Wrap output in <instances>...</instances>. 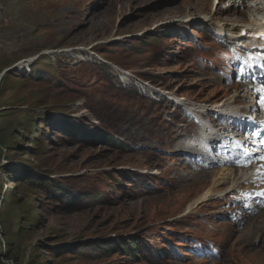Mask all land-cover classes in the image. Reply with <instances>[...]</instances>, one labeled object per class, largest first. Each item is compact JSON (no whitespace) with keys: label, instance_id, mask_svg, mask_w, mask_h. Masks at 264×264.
<instances>
[{"label":"rangeland","instance_id":"1","mask_svg":"<svg viewBox=\"0 0 264 264\" xmlns=\"http://www.w3.org/2000/svg\"><path fill=\"white\" fill-rule=\"evenodd\" d=\"M254 4L251 0H0V76L6 72L0 83V241L17 231L24 236L22 231L28 229L29 236L13 242L18 264L33 260L34 264H264V212L243 217L230 228L223 225L239 190L231 193L225 184L221 203L212 196L186 213L211 188L212 176L207 173L218 167L206 170L184 159L199 127L180 119L174 104L187 99L209 109L240 95L230 103L246 108L247 86L241 84V89L222 74L211 75V68L220 63L231 66L237 60L218 40L237 50L242 45L217 24L263 21L264 10ZM243 12L248 16L243 18L239 14ZM93 56L129 75H119L108 65L98 68ZM33 67H41L43 73L33 77ZM26 76L28 82L23 83ZM194 114L200 119L199 113ZM25 118L35 120V132L50 133L44 141L49 159L44 160L46 178L61 186L74 183L81 195L89 192L102 199L86 210L64 213L59 200L30 196L26 211L34 209L35 215L29 227L21 222L23 213L14 202L24 199L19 191L12 194L13 182L19 175L41 171L31 154L34 140H23L25 133H18L17 124ZM71 118L115 134L126 148L98 141L89 148L68 144L64 119ZM213 124L221 123L213 120ZM175 136L179 137L174 140ZM225 230H230V240ZM129 237L143 247L131 258L122 259L119 253L104 257L103 250L95 261L73 254L76 245L86 242L109 243L108 249L115 252L113 244ZM192 239L205 245L213 242L219 256L211 261L193 259L188 251L199 243ZM5 251L1 245V263L14 264L2 257ZM178 254L185 257L182 263Z\"/></svg>","mask_w":264,"mask_h":264},{"label":"trees","instance_id":"2","mask_svg":"<svg viewBox=\"0 0 264 264\" xmlns=\"http://www.w3.org/2000/svg\"><path fill=\"white\" fill-rule=\"evenodd\" d=\"M151 44V43H150ZM148 44L147 46H149ZM145 46V47H147ZM98 68L105 69L107 64H101L97 63ZM109 66V65H108ZM41 68V67H40ZM37 67L33 68V77H37L38 75H41L43 72V69H40ZM45 70V69H44ZM45 75V73H44ZM28 76L24 77L23 83L28 82ZM5 77L2 80V83L4 81ZM27 79V80H26ZM25 80V81H24ZM1 94V91H0ZM79 119L71 118L69 120L64 119V131H65V140L68 144L74 143V145L80 144L81 146H84L86 148H89L95 141L102 142L104 145L109 146L111 148H115L118 150H124L126 148V144L123 143L120 139H116L115 134H108L104 132H99L96 127L88 126L87 122H80ZM18 127V133H25L26 137L23 138L30 141L34 140L33 149L31 151V154L36 157L39 162L34 163L35 166H37L41 171L37 172V174H22L19 175L18 179H15L13 184L14 188L11 189L12 194L16 195V192L19 191L23 194L24 201H17L14 202V205L22 211L23 219H21V222L26 226L29 227L32 223L33 217L35 215L34 209L28 210V203L31 201L30 196H46L47 200L56 202L59 200V208L64 213H76L87 209L88 205H92L96 200L102 199L99 195H92L89 192H85V194L81 195L80 192H77L78 187H74L75 184H63L58 185L52 182L50 179L46 178V172H45V164L44 160L48 162L49 159L46 157V150L44 147V141L50 137V133L45 131L41 135L39 132L34 131L35 127V120H30L29 118H25L22 121H20L17 124ZM118 132V131H116ZM39 134V135H38ZM36 139V140H35ZM18 141H21V137H17ZM20 159L22 160L21 154L19 155ZM29 160V159H27ZM29 162V161H28ZM9 175V173H7ZM55 194V195H53ZM9 214V213H8ZM19 220V218H18ZM28 231V229H26ZM25 232L24 236L20 231H17V235L11 237H2V241H0V248L1 245H3L6 248V251L2 254L3 258L10 259L12 263L18 264V258L16 254L13 253L12 246L14 239H19L21 237L26 238L29 236V233ZM1 238V235H0ZM121 239H119L117 242H120ZM80 244V243H78ZM142 242L136 241L134 238L129 237L126 238L125 241L120 243L113 244L115 248V252L108 249L110 247L109 243H101V242H86L81 243L80 245H76L75 250L73 251V254L75 257H79L80 259H83V256L85 254V259L95 261L100 256L101 251L103 250V253L101 254L104 257H107L109 255H115L119 253L120 258L126 259L131 258L132 254L139 255L141 250H143V247L141 246ZM1 255V254H0ZM84 260V259H83ZM0 264L1 261H0ZM27 264H34V260L27 262Z\"/></svg>","mask_w":264,"mask_h":264},{"label":"bare ground","instance_id":"3","mask_svg":"<svg viewBox=\"0 0 264 264\" xmlns=\"http://www.w3.org/2000/svg\"><path fill=\"white\" fill-rule=\"evenodd\" d=\"M252 2L256 3V6L258 9L264 10V2L261 0H251ZM243 4V2H242ZM243 18H245L246 16H248L247 12H243V13H239ZM262 21V20H260ZM258 21V22H260ZM257 22V23H258ZM245 23V22H243ZM227 25V24H226ZM247 26H241V25H237V26H221L220 24H217V27L219 30L227 32V33H231V35H234L235 38H240L243 37V41H242V45L241 47H245L246 49L248 48H256L260 53H264V20L261 23H258V25H251V24H246ZM225 37H227V35H224ZM25 64H23L24 66ZM236 97H240V95H235L233 100ZM245 98H248V96H243ZM242 97V98H243ZM233 100L229 101H225L224 103L219 104V106L217 108H219V112L222 115H227V114H232L234 115H238V112H241L240 109L234 108L232 106V104L230 102H232ZM249 108H252V105L248 106ZM256 107V105H255ZM199 108V107H197ZM193 110V109H192ZM198 110V109H197ZM197 110H193V112H197ZM213 110V107L210 109V112ZM209 110H207L208 112ZM195 117H198L197 115H195ZM199 119V118H198ZM199 121L201 122V135L205 136V135H211L208 136V138L206 140H204L202 137H199V135L197 137L198 140L197 142H195L194 144V150L190 151L191 153H196V155L198 156V158L200 159H208L210 157H212L210 160H213V154L211 153L212 151L209 150L207 143H209V141L216 139L215 136L212 135H217L214 130L208 125L209 123L206 122V118H203V120L199 119ZM216 132H219V130H216ZM220 135V133L218 134ZM217 135V136H218ZM192 137V136H191ZM192 141L190 140L189 143H191ZM228 144L231 148L234 147V144L230 141V139H228ZM236 145V144H235ZM238 146V145H237ZM188 148V146H187ZM215 165L218 167H221L220 163L218 161H214ZM248 171H241L240 174H234V170L232 169H227V168H222V169H217V170H212L211 172H208L207 174L211 175V188H207V190L200 195L199 197H197V199L194 201L193 205H191L187 210V212H190L188 210H192L194 207H196L197 205L204 203L206 201H208L212 196H215V194L219 195L221 193V187L224 186L225 184H229L228 189H231V191L234 190H241V189H247V188H252L253 182H252V175L251 173ZM250 175V176H249ZM249 176V177H248ZM248 177V178H247ZM245 183H247V185H249V187L245 186ZM221 196V195H220ZM220 196L218 199H220ZM215 197V198H217ZM257 227V226H256ZM255 227V228H256ZM260 227V226H259ZM258 229V228H257ZM262 231H264V226L261 229ZM257 231V230H256ZM264 233V232H263Z\"/></svg>","mask_w":264,"mask_h":264},{"label":"snow or ice","instance_id":"4","mask_svg":"<svg viewBox=\"0 0 264 264\" xmlns=\"http://www.w3.org/2000/svg\"><path fill=\"white\" fill-rule=\"evenodd\" d=\"M257 103H258V106H259V108H260V110H264V94H262L261 96H260V98H259V100L257 101ZM255 110V109H254ZM241 119H243V117H241ZM252 123H257L256 121H254V120H252V118L251 117H249L248 118ZM260 129H261V131H264V124H258L257 125ZM244 135H245V137H248L249 135L253 138V140H254V142L256 143V145H257V152L259 151V149L261 148V147H264V138H261V135H260V131H253L252 133H244ZM242 143V146H244V147H246L247 146V144H246V142H241ZM259 161L261 162V163H264V156H260L259 157ZM237 166H243V167H248V166H250L249 164H247V163H244L243 165H241V164H237Z\"/></svg>","mask_w":264,"mask_h":264},{"label":"water","instance_id":"5","mask_svg":"<svg viewBox=\"0 0 264 264\" xmlns=\"http://www.w3.org/2000/svg\"><path fill=\"white\" fill-rule=\"evenodd\" d=\"M6 73V72H5ZM5 73H3L1 76H0V83L2 81V77L5 75Z\"/></svg>","mask_w":264,"mask_h":264},{"label":"built area","instance_id":"6","mask_svg":"<svg viewBox=\"0 0 264 264\" xmlns=\"http://www.w3.org/2000/svg\"><path fill=\"white\" fill-rule=\"evenodd\" d=\"M0 18H1V12H0ZM22 62V61H21ZM24 64V63H23Z\"/></svg>","mask_w":264,"mask_h":264}]
</instances>
